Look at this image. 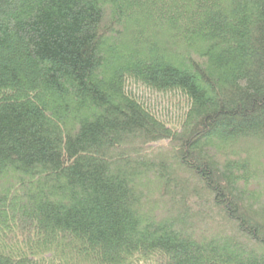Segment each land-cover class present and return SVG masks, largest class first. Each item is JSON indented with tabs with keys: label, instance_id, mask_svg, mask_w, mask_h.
Segmentation results:
<instances>
[{
	"label": "trees",
	"instance_id": "1",
	"mask_svg": "<svg viewBox=\"0 0 264 264\" xmlns=\"http://www.w3.org/2000/svg\"><path fill=\"white\" fill-rule=\"evenodd\" d=\"M262 149L264 0H0V264H264Z\"/></svg>",
	"mask_w": 264,
	"mask_h": 264
},
{
	"label": "rangeland",
	"instance_id": "2",
	"mask_svg": "<svg viewBox=\"0 0 264 264\" xmlns=\"http://www.w3.org/2000/svg\"><path fill=\"white\" fill-rule=\"evenodd\" d=\"M128 91L134 93L143 104H146L165 123L170 122L172 126L176 127L183 116L185 103H182V100L173 94L152 92L147 87L138 84L129 85ZM262 160L263 157L260 161Z\"/></svg>",
	"mask_w": 264,
	"mask_h": 264
}]
</instances>
